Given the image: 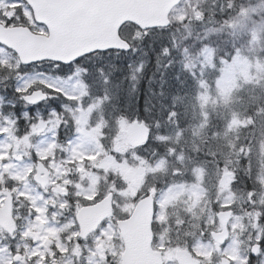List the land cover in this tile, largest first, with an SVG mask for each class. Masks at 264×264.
<instances>
[{"label":"rangeland","instance_id":"374dc122","mask_svg":"<svg viewBox=\"0 0 264 264\" xmlns=\"http://www.w3.org/2000/svg\"><path fill=\"white\" fill-rule=\"evenodd\" d=\"M23 1L0 0L1 16L10 17L16 13L26 18L36 31L44 32ZM195 6L205 8L211 15L217 12L220 17L209 18L208 25L196 32L186 28L175 45L190 59H203L208 64L213 60L220 62L217 97H228L241 81L264 79V61L258 57L264 52V0H207L206 5L181 0L170 13L171 23H183ZM0 20L6 23L4 18ZM131 30L129 27V34ZM11 53L0 45V73L4 71L7 81L5 87L0 85V206L10 193L18 226L14 239L0 228V264H110L119 259L122 249L115 223L107 220L88 239L78 241L75 211L82 198L92 196L97 190L101 193L112 190L118 212H129L147 166L131 159L126 146L127 124L121 121L114 146L118 151L127 149L124 150L126 160L119 162L107 156L102 158L99 167L117 173L122 186L115 188L111 183L102 182L103 173L91 170L92 164H84L88 161L83 162L101 149L99 135L104 121L100 115L90 121L99 102L83 105L81 96L86 84L80 76L82 69L72 67L71 74L66 77L50 76L47 69L51 67L45 69L48 66L40 64L37 65L40 68L30 65L24 69ZM141 68L135 67V80ZM34 86L48 91L58 105L49 103L29 108L20 97ZM203 100L207 101V92ZM205 121L197 123L199 139L204 135ZM238 121L232 118L229 124H238ZM24 130L29 132L27 136ZM23 142L29 146L24 147ZM172 153V148L166 151L167 155ZM37 160L49 169L45 188L32 180ZM251 162L253 189L243 193V198L232 191V173L222 170L218 176L203 180L211 183L206 199L201 185L203 171L188 170L184 163V173L188 171L194 179L186 184L168 185L155 198L158 202L154 220L157 248L162 251L163 264H176L174 252L177 248H188L201 260L200 264H220V256L228 257L231 264H264V245L247 261L251 244L261 243L264 238V224L252 213L264 207V142L254 148ZM149 190L153 192V188ZM199 203L201 206L206 203L202 207L205 213L190 212ZM223 207L231 208L233 214L229 221V238L218 245L206 234L219 229L215 210ZM182 210L190 212L185 224L179 228L180 233L171 234L167 222L180 218ZM188 237L191 239L187 240ZM98 244L104 247L101 253L97 250ZM15 255L17 259L13 258Z\"/></svg>","mask_w":264,"mask_h":264},{"label":"trees","instance_id":"16d2710c","mask_svg":"<svg viewBox=\"0 0 264 264\" xmlns=\"http://www.w3.org/2000/svg\"><path fill=\"white\" fill-rule=\"evenodd\" d=\"M212 17L207 13V25ZM3 18L8 23H26L20 15ZM131 33L129 51L95 52L73 64L85 69L83 78L89 97L85 103L101 102L98 109L105 123L100 136L102 153L93 161L98 163L104 155L119 159L112 149L116 128L121 120L128 123L138 119L150 127V138L145 146L130 149V157L137 155L145 160L144 183L156 192L194 179L188 171L184 173L185 162L188 170L203 171L201 185L207 191L211 183L203 180L218 176L222 170L234 176L231 188L236 193L242 196L252 190L251 156L254 148L264 142V79L241 81L228 97H217L220 62L214 60L203 67L200 60L184 57L175 45V28L132 29ZM258 57L264 61V52ZM136 66L142 68L135 80ZM63 67L65 71L60 68L53 73L64 75L68 67ZM232 118H237L238 124H229ZM202 119H206L202 126L205 132L199 139L197 123ZM171 148L173 153L167 155ZM90 163L88 160L84 164ZM105 176L115 178L111 173ZM255 211L264 224V207ZM184 224L179 223L180 227ZM174 226L172 221L169 229H178Z\"/></svg>","mask_w":264,"mask_h":264},{"label":"water","instance_id":"95a60500","mask_svg":"<svg viewBox=\"0 0 264 264\" xmlns=\"http://www.w3.org/2000/svg\"><path fill=\"white\" fill-rule=\"evenodd\" d=\"M31 6L34 19L43 23L48 35L33 33L26 26H4L0 23V43L15 51L20 63L29 64L42 60L70 63L82 55L109 49L127 51L129 43L120 37L119 28L131 22L140 29L164 27L169 24L168 14L179 0H26ZM47 95L40 89L23 98L27 103H37ZM127 141L137 147L148 140L145 123L133 121L126 130ZM48 171L37 162L33 179L45 186ZM231 211H219L220 231L211 232L212 238L223 243L228 237L227 223ZM112 215V193L96 203L82 206L76 213L79 237L85 238L100 222ZM153 199L151 195L136 204L131 215L117 221L124 250L120 264H162L161 252L151 248ZM0 226L9 234L15 230L12 217V198L4 199L0 207ZM254 244L251 253L258 249ZM102 250V247H99ZM178 264H199L186 249L177 250ZM222 264L229 260L221 258Z\"/></svg>","mask_w":264,"mask_h":264},{"label":"flooded vegetation","instance_id":"af4514ba","mask_svg":"<svg viewBox=\"0 0 264 264\" xmlns=\"http://www.w3.org/2000/svg\"><path fill=\"white\" fill-rule=\"evenodd\" d=\"M193 3H195L196 1L200 4V5H206L207 4V0H190Z\"/></svg>","mask_w":264,"mask_h":264}]
</instances>
